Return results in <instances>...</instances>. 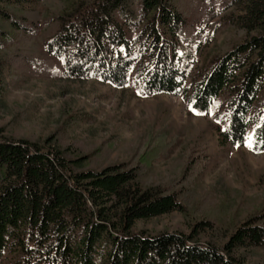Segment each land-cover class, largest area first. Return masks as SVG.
I'll return each mask as SVG.
<instances>
[{"label":"trees","instance_id":"1","mask_svg":"<svg viewBox=\"0 0 264 264\" xmlns=\"http://www.w3.org/2000/svg\"><path fill=\"white\" fill-rule=\"evenodd\" d=\"M58 1L0 0V54L37 77L178 95L213 115L219 146L242 147L250 129L251 151L264 153V0ZM163 139L100 167L54 135L15 139L0 125V263L246 264L247 251H264V207L241 219L202 216L187 233L136 229L185 213L197 174L191 158L142 183Z\"/></svg>","mask_w":264,"mask_h":264},{"label":"rangeland","instance_id":"2","mask_svg":"<svg viewBox=\"0 0 264 264\" xmlns=\"http://www.w3.org/2000/svg\"><path fill=\"white\" fill-rule=\"evenodd\" d=\"M224 38L218 32L217 44ZM9 57L0 54V125L13 138L43 142L54 135L74 155H97L100 167L140 157L164 138L167 146L141 176L144 184L172 177L193 158L197 174L183 194L185 213L139 222L137 230L187 233L202 216L241 219L264 207V153L251 151L250 129L242 147H221L213 115L197 114L178 95L142 96L131 82L118 88L97 80L37 77ZM245 255L246 264H264L261 249Z\"/></svg>","mask_w":264,"mask_h":264}]
</instances>
